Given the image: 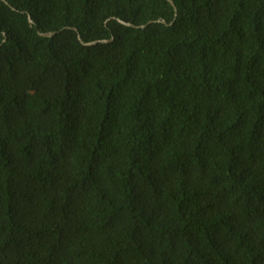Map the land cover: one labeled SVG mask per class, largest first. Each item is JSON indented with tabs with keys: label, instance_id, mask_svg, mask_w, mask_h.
<instances>
[{
	"label": "trees",
	"instance_id": "16d2710c",
	"mask_svg": "<svg viewBox=\"0 0 264 264\" xmlns=\"http://www.w3.org/2000/svg\"><path fill=\"white\" fill-rule=\"evenodd\" d=\"M6 1L0 264H264V0Z\"/></svg>",
	"mask_w": 264,
	"mask_h": 264
},
{
	"label": "water",
	"instance_id": "95a60500",
	"mask_svg": "<svg viewBox=\"0 0 264 264\" xmlns=\"http://www.w3.org/2000/svg\"><path fill=\"white\" fill-rule=\"evenodd\" d=\"M3 1L8 4V2L6 0H3ZM167 1L169 3H171V5L175 9V5H174L173 1L172 0H167ZM28 20H29V23L32 25L33 24V20H32V18H31L30 15H28ZM118 21L121 22V23H123V24H125V25L132 26V27H137V28H144L147 24L154 22V20H150L147 24L136 25V24H133L131 22H126V21H123V20H120V19H118ZM156 21H158V22H165L164 20H156ZM72 29L78 32V29L76 27H72ZM55 33H56V31L39 32V34L42 35V36H51V35H53ZM78 39L84 45H91V44H95V43H98V42H106L107 41L106 39H97V40H92V41L85 42V41L82 40V38L79 35V33H78Z\"/></svg>",
	"mask_w": 264,
	"mask_h": 264
}]
</instances>
